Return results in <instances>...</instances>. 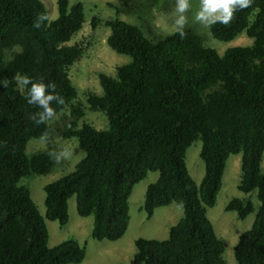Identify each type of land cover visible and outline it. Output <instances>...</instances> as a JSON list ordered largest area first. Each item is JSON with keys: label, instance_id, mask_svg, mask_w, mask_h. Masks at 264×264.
<instances>
[{"label": "trees", "instance_id": "obj_1", "mask_svg": "<svg viewBox=\"0 0 264 264\" xmlns=\"http://www.w3.org/2000/svg\"><path fill=\"white\" fill-rule=\"evenodd\" d=\"M56 6L57 16L49 20L41 0H0V82L8 81L0 86V264L81 262L85 245L75 239L47 245L44 219L66 224L72 196L77 214L92 217L91 238L119 239L129 221V194L148 171L157 177L145 188L146 218L173 202L182 215L165 239L136 238L130 264H226L206 208L214 205L225 161L234 153L241 156L237 189L254 193L257 201L255 206L250 195L231 198L224 207L238 219L254 211L250 228L238 236L234 259L264 264V0L235 10L228 25L209 26L218 41L240 33L252 39L222 54L191 28L184 29L183 39L173 31L155 40L135 24L106 20V43L129 61L116 66L113 76L98 73L101 93L87 95L88 108L103 113L107 127L76 126L73 120L63 132L76 139L83 156L72 171L44 185L41 215L20 179L47 174L53 165L49 150L25 151L29 139L47 134L49 119L36 122L42 109L26 102V89L13 76L55 83L64 103L50 102L54 115L73 106L76 90L68 71L83 47L68 41L82 27L83 7L79 2L68 7V0H56ZM37 13L47 17L39 28L33 26ZM197 140L204 164L198 185L184 161Z\"/></svg>", "mask_w": 264, "mask_h": 264}, {"label": "rangeland", "instance_id": "obj_2", "mask_svg": "<svg viewBox=\"0 0 264 264\" xmlns=\"http://www.w3.org/2000/svg\"><path fill=\"white\" fill-rule=\"evenodd\" d=\"M41 1L47 9L48 19H54L57 16L56 0ZM77 2L82 4L84 22L68 43H80L83 52L68 71L71 83L76 90V97L71 103L73 106H65L62 111L49 119L47 134L40 139H29L25 148L28 155L40 150H49L52 153L53 165L47 174H31L20 179V183L28 188L30 197L41 215L45 212L44 185L72 171L77 161L83 156V152L77 148L76 139L64 137L63 132L73 120H76V126L86 122L96 128L107 127L105 115L88 108L87 95L101 93L98 73L113 76L116 66L129 61L128 56L116 53L106 43L109 27L104 22L109 19L124 20L138 26L148 39L155 40L175 31L173 21L176 0H122L121 2L119 0H68V7ZM189 4L190 7L185 12L187 18L185 28L193 29L204 45L222 54L228 47L251 44L252 39L244 33L238 34L230 41L213 39L209 27H204L194 19L199 8V0H189ZM73 107L81 108L82 116H76L72 110ZM200 147L201 142L194 141L186 149L184 157L186 168L196 185L199 184L204 173V164L199 157ZM62 148L68 150L69 155L66 159L61 157L59 162H56L55 157ZM240 157L239 153L229 154L225 161L215 203L206 208V217L211 222L216 236L223 243L222 258L226 264H236L233 255L234 246L239 234L250 228L254 217L253 211L244 219H238L235 212L224 209L226 203L231 198L243 199L250 195L257 206L254 193L244 194L237 189L240 179ZM260 170L264 171V150ZM156 177V171H148L143 179L133 185L127 199L129 215L127 229L119 239L110 241L91 238L92 217H80L77 214L72 196L67 200L66 224L61 226L57 221L44 219L48 231L47 245L53 247L68 238L75 239L80 245L84 244L85 255L81 262L69 264H130L135 252L136 238L165 239L168 236L169 227L174 225L182 215L181 205L173 202L156 208L152 216L146 218L145 212L141 209L144 192L146 186Z\"/></svg>", "mask_w": 264, "mask_h": 264}, {"label": "clouds", "instance_id": "obj_3", "mask_svg": "<svg viewBox=\"0 0 264 264\" xmlns=\"http://www.w3.org/2000/svg\"><path fill=\"white\" fill-rule=\"evenodd\" d=\"M252 0H199V8L195 13L194 19L204 27H209L219 23L228 25L232 19L233 12L237 9L249 7ZM190 7L189 0H176L175 3V33H179L181 39L185 36V25L187 18L185 12ZM47 21V17L42 13H37L33 26L39 28L43 22ZM13 80L19 88L26 89L25 100L29 105H37L42 111L38 114L37 123L43 122L54 116V109L50 102L55 101L56 104L62 105L64 99L56 94V85L53 82L45 83L42 80H33L27 75H15ZM8 81L0 82V86L6 87ZM35 118V117H33ZM68 150L62 148L60 153L56 155L55 160L59 162L61 157L67 158Z\"/></svg>", "mask_w": 264, "mask_h": 264}]
</instances>
